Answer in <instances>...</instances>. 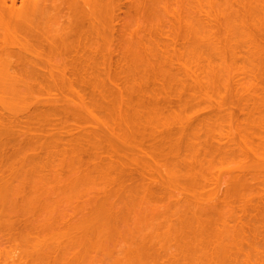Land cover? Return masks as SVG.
I'll use <instances>...</instances> for the list:
<instances>
[{
  "label": "rangeland",
  "instance_id": "rangeland-1",
  "mask_svg": "<svg viewBox=\"0 0 264 264\" xmlns=\"http://www.w3.org/2000/svg\"><path fill=\"white\" fill-rule=\"evenodd\" d=\"M226 1L247 38L204 3L215 46L193 52L176 1L153 23L148 0H0V264H97L96 214L136 193L217 196L245 237L229 259L264 264V0Z\"/></svg>",
  "mask_w": 264,
  "mask_h": 264
},
{
  "label": "bare ground",
  "instance_id": "bare-ground-1",
  "mask_svg": "<svg viewBox=\"0 0 264 264\" xmlns=\"http://www.w3.org/2000/svg\"><path fill=\"white\" fill-rule=\"evenodd\" d=\"M91 1L89 0V4ZM148 1H149L148 8H149V11L151 13L149 18L151 21H153V23L154 22H161V20L164 17V13H167V12L169 13L171 6L176 1L172 7H176L177 9L175 8V10H179V13H178V14H180L178 17L179 23L180 24L182 23V24L186 25V27H187L188 40L190 41V43L194 44V47L193 46L191 47V51H193V52H196V50H198V49L201 50L202 49L201 46L207 45V44L204 45L205 43H208L207 46H209V45H211V47L215 46V44L212 45L213 42L210 41L211 40L210 39L211 34H209L210 32L207 31L208 27L205 25V22H203L205 20L203 18L199 17V16L202 17L203 13H206V15H207L209 13V11H211V10H213L215 13H217L216 15H218V16L221 15V17L223 18L224 22L222 21L223 23H221V24L223 25V27L225 26L227 28L226 31L228 32L229 37H230L228 39L229 42L233 39H234V42L235 41L244 42L245 38H247L246 33H244V31H241L242 28H241V30L239 28V26H241V24H243V22L241 23L238 16L235 15L236 13L233 12L234 10L232 9V6L226 0H148ZM86 3H87V1H86ZM204 3L209 5L208 6V7H210L209 11L207 10L208 7H206V6L204 7ZM92 4L93 3H91V5ZM254 4H256V3H254ZM204 10H205V12H204ZM174 14H176V13H174ZM206 15L204 14V16H206ZM209 15H210V13H209ZM211 15H212V13H211ZM135 20L136 21H134V19H131L128 22L131 24L133 22H136L138 24V22H139L138 19H135ZM167 21H168V18H167ZM239 21H240V23H238ZM129 23H127V24H129ZM168 24H169V22H168ZM138 26H139V24H138ZM157 26H158V24H157ZM154 27H155V24H154ZM236 27H237V29H236ZM242 34H244V35H242ZM226 35H227V33H226ZM248 37H249V35H248ZM238 38H239V40H235ZM232 45H233V43H232ZM209 47L208 48L206 47V48L210 50ZM234 47H233V50H234ZM255 48H257V47H255ZM258 48H257V51L259 50ZM257 51L255 54L253 53L254 56L258 55ZM210 52H212V51L210 50ZM254 52H255V49H254ZM215 53H216V51H215ZM219 53H220V51H219ZM253 54H250V57ZM0 100H2V97H0ZM2 102H3V100H2ZM4 104L5 103H3L2 105H4ZM81 106H84V104H82ZM77 177L74 178L75 181H76ZM78 178H80V177H78ZM85 181H88V178H87V180L85 179ZM82 182H84V181H81V183ZM58 183L60 184V182H58ZM75 184H76V182H75ZM78 186H79V184H78ZM56 187H58V186H56ZM82 187H83V185H82ZM68 188L67 189L65 188L66 189L65 192H68L70 195L71 194L70 188L69 189ZM55 189H57V188H55ZM54 192H53V194H55ZM56 192H57V190H56ZM131 193H133V192H131ZM134 194H130V195L132 196ZM128 195L129 194H127V196ZM135 195H136V197H139V195L142 196L141 193L140 194L136 193ZM135 195L133 197H135ZM61 196H63V195H61ZM169 196L175 197L176 195L175 196L169 195ZM201 196H203V195H201ZM66 197H69V196H66ZM149 197L147 196L146 198H149ZM200 197L194 196V199H192V200H195V201L194 202L192 201L190 203H189V200H188V202L187 201L182 202V200H180L181 198H179V201H177L176 200V199H178L177 197H176V199H172V198L169 199L168 198V200H169L168 203L166 205L164 204L165 206H164V208H162V211H164L163 209L166 208V211L164 213H161L162 211H160V212L156 211L154 205H152L153 201H151L152 204L150 203V201H148L150 199L146 200V199H141L139 197L141 200L137 201L138 198L135 199V198L131 197L130 200L127 199V200H129V203L132 200L131 205L129 206V208L131 210L128 214H126L127 213L126 212L125 213L126 215L123 213L124 216H121V217H118V214L115 211L114 206L113 205L110 206L111 203L109 204L108 199H106L107 200L106 202L108 204L105 203V205H104L105 208L103 209L101 215L97 216L98 214H96V212H97L96 210H95L96 212L93 213V215L96 214V219H94V220H95V222L98 223V226H96V228H94V229L90 228V229H93L92 230L93 233L89 230L92 234L98 236V237H96V240L94 242L95 247L99 251V258H98L97 264H163V261H162V263H159V262H161L159 260H162L161 257L163 255H164L163 258H166V257L168 258V262L165 261L168 264H170V263H172V264H235V263H233L234 260H232V258H231V260H232L231 261L229 259L230 257H228V256L234 250L239 251L242 249L241 244L244 242L245 237H244V232L241 230V228L233 227L232 225H230V221H229L230 217L228 218L227 214L229 211L231 212V208H232L231 204L229 206V204H227V202H224V201L222 202V200H220L222 202V204H218L217 199L219 200V198H217V196L215 197L213 195H211L210 197H208V196L207 197L203 196L204 198L201 197L203 199H200ZM102 198L100 199L101 203H103V201H104V200H102ZM124 198L125 197H123V199ZM54 199H56V196ZM57 200L58 199H56V201ZM62 202H66V201H62ZM5 204H6L5 192L2 188H0V208H2ZM96 205H98V204H96ZM54 206H55L54 207L55 209H52V213H53L52 215L55 218L58 215V212H57L58 210L56 211V209H58L57 208L58 206L56 204ZM98 207H99V205H98ZM101 207H103V206H101ZM157 212H159V213H157ZM230 212H229V214L231 215L232 212L231 213ZM60 214L63 215L64 213L61 212ZM52 215H51V219H54V218H52L53 217ZM91 218H93V217H91ZM55 219L57 220V217ZM92 223L95 225L94 222H92ZM69 227H70V225H69ZM60 233H61V231H60ZM66 233L67 232H65L64 234H66ZM112 233H114L113 236L114 235L118 236V237L120 236L122 239H121V241L118 240V242L116 244L113 241L114 242V243H112L113 246H111V245L107 246L104 242H102L101 239L103 237L104 238L107 237L108 234L110 236V234H112ZM115 240L117 241V239H115ZM174 240H175V242H176V240L179 242V246L176 249H174V247L172 246V242ZM153 242H156L157 244L160 243L163 247L162 250L164 251V254L160 255V257H159V253L155 252V250H157L156 248L158 246L156 245V247H154ZM152 243H153V246H152ZM150 245L155 249H153ZM159 250H160V248H159ZM160 252H161V250H160ZM156 254H158V255L156 256ZM74 257L77 258V261H79V260L81 261L82 256L79 257V255H76ZM157 257H159V258H157Z\"/></svg>",
  "mask_w": 264,
  "mask_h": 264
}]
</instances>
